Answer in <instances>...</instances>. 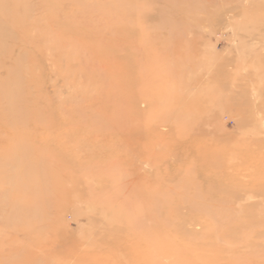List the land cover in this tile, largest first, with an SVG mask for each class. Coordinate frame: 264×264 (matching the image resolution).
Here are the masks:
<instances>
[{"label": "rangeland", "instance_id": "374dc122", "mask_svg": "<svg viewBox=\"0 0 264 264\" xmlns=\"http://www.w3.org/2000/svg\"><path fill=\"white\" fill-rule=\"evenodd\" d=\"M0 264H264V0H0Z\"/></svg>", "mask_w": 264, "mask_h": 264}, {"label": "bare ground", "instance_id": "6f19581e", "mask_svg": "<svg viewBox=\"0 0 264 264\" xmlns=\"http://www.w3.org/2000/svg\"><path fill=\"white\" fill-rule=\"evenodd\" d=\"M12 147V146H11Z\"/></svg>", "mask_w": 264, "mask_h": 264}]
</instances>
